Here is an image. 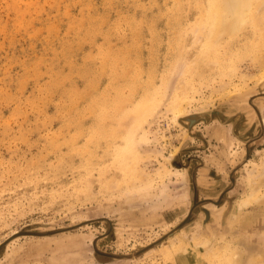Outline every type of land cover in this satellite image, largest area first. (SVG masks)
<instances>
[{
    "label": "rangeland",
    "instance_id": "obj_1",
    "mask_svg": "<svg viewBox=\"0 0 264 264\" xmlns=\"http://www.w3.org/2000/svg\"><path fill=\"white\" fill-rule=\"evenodd\" d=\"M207 4L0 0V264H264V14Z\"/></svg>",
    "mask_w": 264,
    "mask_h": 264
},
{
    "label": "bare ground",
    "instance_id": "obj_2",
    "mask_svg": "<svg viewBox=\"0 0 264 264\" xmlns=\"http://www.w3.org/2000/svg\"><path fill=\"white\" fill-rule=\"evenodd\" d=\"M207 3L208 4H207V7L205 8V13L208 14V21L206 23H207V27L209 29L208 31H210L209 36H208V41L206 44L207 45V52H209V49L211 47L217 45L220 42L221 38H223V39H225V38L234 39L240 33H243V30L246 29L247 25L250 23V20L252 19V17H254L256 15V13L261 11L264 14V9H262L263 5H264V0H207ZM251 25L252 26L255 25V27L259 30V28L257 27L258 24L253 23ZM179 45H180V43H179ZM209 46H211V47H209ZM180 55H178V56H180ZM200 58H201V60L205 59V56H201ZM189 68H193V66H191ZM190 72L191 71H189L187 73H190ZM122 105L123 104H121L120 107ZM143 111H145V110H143ZM141 114L142 113H140V115ZM254 195H255V193L253 191L252 194L250 195V197H248V198L249 199L255 198ZM245 204H247V203H245ZM262 256H263V254H262ZM233 257H234V255H233ZM238 260L239 261H237V262L235 261V264H242L241 260L240 259H238ZM252 262H254V261H252Z\"/></svg>",
    "mask_w": 264,
    "mask_h": 264
}]
</instances>
